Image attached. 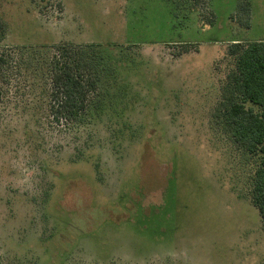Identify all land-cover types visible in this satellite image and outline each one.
Segmentation results:
<instances>
[{
  "label": "rangeland",
  "instance_id": "374dc122",
  "mask_svg": "<svg viewBox=\"0 0 264 264\" xmlns=\"http://www.w3.org/2000/svg\"><path fill=\"white\" fill-rule=\"evenodd\" d=\"M0 21V264H264L257 163L213 122L264 0H0ZM64 43L101 74L77 124L51 110Z\"/></svg>",
  "mask_w": 264,
  "mask_h": 264
},
{
  "label": "trees",
  "instance_id": "16d2710c",
  "mask_svg": "<svg viewBox=\"0 0 264 264\" xmlns=\"http://www.w3.org/2000/svg\"><path fill=\"white\" fill-rule=\"evenodd\" d=\"M201 7L206 0H192ZM250 4L242 3L245 26L250 27ZM216 20L211 13L207 25ZM243 23V19H239ZM0 39L4 24L0 21ZM183 52L196 50V44H184ZM73 43L54 46L50 61L52 115L58 122L79 123L88 112L92 96L97 92L101 74L98 65L85 50ZM227 56L233 67L221 86V98L213 112L215 126L224 132L236 148L255 159L257 166L251 180L250 198L258 209L264 229V41L235 42ZM9 59L0 52V103L3 80Z\"/></svg>",
  "mask_w": 264,
  "mask_h": 264
}]
</instances>
